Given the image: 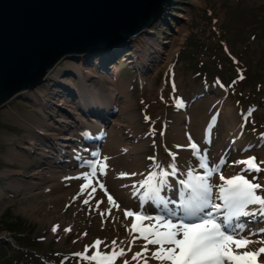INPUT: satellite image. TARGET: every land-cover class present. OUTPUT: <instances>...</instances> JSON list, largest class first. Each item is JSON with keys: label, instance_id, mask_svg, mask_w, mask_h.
Instances as JSON below:
<instances>
[{"label": "rangeland", "instance_id": "374dc122", "mask_svg": "<svg viewBox=\"0 0 264 264\" xmlns=\"http://www.w3.org/2000/svg\"><path fill=\"white\" fill-rule=\"evenodd\" d=\"M161 15L163 16L148 26L146 33L139 35L145 37L146 46L159 49L162 61L155 69L148 70L145 74L136 69L133 45L132 42L128 44L127 40L120 41L113 47L119 53L117 56H114L112 49L108 50L110 57L114 58L105 66L99 64L102 60L97 51L90 53L91 56L86 60L87 66H94L92 69L96 74L90 76V81L101 85L104 90L118 95L114 89L115 82L120 81L127 86L126 93L133 101L132 108L137 115V127L132 131L125 129V139L139 140L142 145L138 149L141 156V181L152 171H169L168 166L172 162L170 153L176 154V164L181 161L171 128L181 107H185L188 116L192 114L195 119L201 118L200 123L206 137L202 138L201 147L203 152H207L209 164H212L211 159L217 152L218 156L225 158L226 165L236 162L234 155L237 147H234L226 133V122L222 116L224 103L236 117L239 136L245 142L239 152L240 160L255 157L258 164L264 161V0H171ZM66 58L59 60L55 67L64 68L67 65ZM47 81L44 80L43 83ZM72 84L57 85L54 80L50 85L48 91L51 97L49 96L48 101L50 104L53 102L51 105L56 111L55 115L71 114L74 107L82 108L74 92L79 85L75 76H72ZM177 95L182 96L181 100H176ZM178 101L181 103L179 107ZM98 110L101 118L94 116L103 122L114 112L108 108ZM9 112L34 123L38 122L35 116H43V112L27 97L15 99L7 107L0 108V260L10 259L0 264H88L74 254L84 252L85 246L92 245L97 239L102 240L100 230L97 231L98 234L88 236V227L93 222V217H100L102 210L96 207V202L93 207L92 200L85 204L83 201L88 198L87 192L83 196L79 195L80 188L76 185L69 190V201L63 206V212L59 211L63 199L57 205L53 202L46 205L50 215L54 216L56 211L61 214L58 213L56 219H46L42 215L45 212L37 215L20 208L25 187L10 183L8 174L27 181L29 169L39 159V163L45 166L50 164L54 169H60L61 165L68 164L70 150L67 149L68 146L62 145L50 148L48 143L51 140L48 137H44L39 143L35 139V151L27 152L37 162L21 164L22 162L6 153L12 152L10 148L26 149V142H29L26 138L27 128L12 120ZM117 112L115 109L114 114ZM109 125L107 122V126ZM83 129L82 125H75V132L81 135L86 131ZM90 130L87 129V133ZM106 133L107 131L102 130L101 135H87L75 140L88 153L89 159H94L91 156L94 151L99 153L101 159ZM42 148L43 152L40 150ZM77 157L72 158L77 161ZM149 157H155V162L161 168H155ZM261 167L264 168V165ZM243 168L244 165L240 164L237 174L246 175L250 180L256 176L257 182L264 184V171L247 173L241 171ZM171 177L172 175L167 177L168 182ZM180 187L183 188L181 184ZM173 189L172 187L170 190ZM181 191L178 188V192ZM258 194L264 196V189L258 190ZM258 219H262L264 224V217L259 214L255 218L245 217L246 223L253 222L251 225ZM54 226L57 227L56 232L52 231ZM103 242L100 250L110 252L111 248L105 247L109 240L103 238ZM152 247L157 246L148 245V248L154 250ZM95 251L92 248L88 254ZM122 259H117L115 264H122Z\"/></svg>", "mask_w": 264, "mask_h": 264}, {"label": "bare ground", "instance_id": "6f19581e", "mask_svg": "<svg viewBox=\"0 0 264 264\" xmlns=\"http://www.w3.org/2000/svg\"><path fill=\"white\" fill-rule=\"evenodd\" d=\"M162 16L163 15H160L157 18ZM147 30L148 28H146V31H140L139 33L132 34L129 40H127L128 44L129 42H132L133 45L132 47L134 49L133 57L135 58V67L143 74L148 72V70L155 69L162 61L160 59L162 56L159 52V49L157 50L153 46H146L147 43L145 37L139 36L142 33H146ZM113 53L115 54L114 56L119 54L114 50ZM91 54H79L75 56L68 54L65 55L61 58L64 59L68 57V59L66 58L67 65L64 68L55 67L57 65L56 63L46 72L40 83L34 84L33 88L24 92L25 96L30 98L34 105H36L38 109L43 112L42 117L35 116L38 121L37 123L30 121L28 118H23L14 112L8 113L12 120L18 121L27 128L26 138L29 140V142H26V149H24V151L10 148L12 152H8L6 154H11L10 157L19 160L22 162L21 164H31L32 162L34 164L37 161H34V158H30L27 151H35V146L37 144L36 140H38L39 143L40 140L44 139V137H48L51 140V143H48L50 148L53 145L55 147H61V145L66 147L68 146L67 149L70 150V159L68 160V164H63L61 167H59L63 170L54 169L50 164H46L45 166L43 163H39L41 160L39 159L37 164L34 165L32 169H29V179L27 181L17 177L16 175L11 176L10 173L8 174V179L9 182L15 186L22 185L25 187V191L22 192L23 200L19 203L21 209L24 211H32V213L37 215L40 212H45L44 214H41L44 215L46 219L49 217L51 219H56V215L59 212L56 211L54 216L50 215V213L47 212L48 210L46 205L50 202H53L54 205H57L60 203V199H63L59 209L60 213L63 212V206L65 205L66 201H69L67 200V196L69 194L70 188L74 187V185H76L77 188H80L81 185L85 183V181L82 179H75L74 177H79L83 172L89 171L87 168H82L78 160L74 161L72 158L73 156H82L83 153H85V155H83L85 158L88 155L85 150H82V148L79 146L81 144H79L75 139L78 140L82 136L86 137L87 135H85V133H87V129H91L88 132L89 135H98L100 132L102 133V130L104 132L107 131L105 139L106 142L101 155V160H103L104 157H109L108 162H106L108 164V168L106 170L107 174L100 176L98 172L97 177L105 184V187L108 189V193L114 197V199L120 205L121 210H117L113 207L112 214L108 215L106 210L111 206L107 203V196L97 186L94 199H91V205L94 207L95 202L103 201L100 204L101 208L99 207V209L102 210L105 215L93 217V222L90 224V227H88V236L93 235L94 233L98 234L97 231L100 230L99 232H101L100 234L102 235L101 241H103V238L108 239V245H110L111 240H114V237H116L117 244L120 245V241L124 240L125 243L120 246L124 247L127 251V248L129 247L128 241L131 239V237L126 231L125 225L130 227L134 218L129 217L125 219L123 210H142L151 216L157 215L158 210L156 206L151 203H147L142 206L138 195H134L136 189H134L132 186L136 185L137 187L142 179V176H140L141 156L138 152V149L142 145L139 143V140L133 141V139H125L127 132L124 130L128 128L129 131H132L134 127H137V115L134 113L132 108L133 101H131V99L128 97V94L126 93L127 86L123 82H115L114 89L118 92V95H115L111 91L104 90L101 85L96 84L94 81H90V76H96L92 69L94 66H87L86 63V59H88ZM113 58L114 57H108L107 59V56H103L100 58L102 61L99 64H103L105 66L107 62L110 60L112 61ZM113 71L116 74L115 69H113ZM72 76H75L79 80V85L74 92L76 94V99H78L79 106L82 108L78 109L77 107H74V111H72L71 114L55 115L56 111L51 105L53 102L50 104L48 101L50 96L48 89L50 88V85L53 84L54 80L57 85L66 86L69 84L72 86ZM44 80H49V82L47 81L46 83H43ZM181 98L182 96L177 95L176 100H181ZM50 101H52V99ZM65 101H68V99L65 98ZM118 103L120 104L119 106ZM7 105L8 104H6L4 107H7ZM87 107L88 109H86ZM101 108H108L112 110L115 108L118 110V112L114 114V109V112H112L110 115L111 117L106 118L103 122L100 119L97 120L95 117H100V110L98 109ZM191 115L189 114L188 116L186 114L185 107H181L179 114L176 116L171 126L173 131L172 137L175 139L177 146H180L176 147L179 150L178 156L181 161L176 164L178 169L176 175L169 179L171 188H174V194L172 193L173 191L170 190L171 188H165V190L162 192V195L170 198L177 204L181 198V192H178V188L182 189L179 182L181 180L187 179V171L190 169L194 170V175H203L204 173V170L199 168V157L193 155V151L189 147L190 143L195 142L200 149L201 155L204 154V149L201 147L202 138H206L205 133L203 132L204 127L202 128V123H200L201 118L195 119L194 116ZM222 116L226 122V133L228 134L234 147H237L236 153L234 155L235 160L240 161L241 155L239 152L241 148L245 146V142L239 136L240 131L238 129L236 117L234 116L230 107L226 106V103H224L222 106ZM100 121L104 124H101ZM107 122L110 123L109 126H107ZM77 124L82 125V128H85L83 130L86 131L83 133V135L75 132V125ZM69 137H73V139L71 138L73 141H71ZM189 137H191V141L189 140ZM19 143H21V141H19ZM40 150L41 152L44 151L43 148ZM59 153L60 152H58V154ZM217 153H215V155L212 157V164H209L210 167L218 164L221 160H223L225 163V158L222 155V157L218 156ZM86 159H89V157ZM47 163H49V161ZM239 165L240 164L236 163L231 164V162H229L227 165L226 163L223 164L220 172L215 173L210 182L216 185L222 184L223 181L219 179V176L223 175L225 178H231L232 176L237 175V169ZM169 171H171L170 168ZM121 173H127L128 175L121 176ZM132 173H135L136 175H132ZM93 186H96L95 179L93 180ZM89 191H91V188L86 191L87 195ZM216 195L217 189L214 188L213 196L215 197ZM216 202L219 203V201ZM255 206L256 205H252L249 207L250 209H255ZM170 207H175V205H170ZM93 209L90 210V212L93 211ZM34 216L36 215H33V217ZM240 220L246 225L245 234H247L248 230L257 233L256 235L252 236L253 240L264 238V233L258 232L259 229L264 228L262 219H258L254 225H251L253 224L252 221H247L246 223L245 217H241ZM144 223L147 224L150 222L145 221ZM134 235H138V233H134ZM144 243L145 242L143 240H137L135 244L131 246L132 251L128 252L126 258L130 259L133 253L142 251L141 246ZM258 246L259 245H256L255 247ZM133 264H135V262H133ZM149 264H157V262L150 261Z\"/></svg>", "mask_w": 264, "mask_h": 264}, {"label": "snow or ice", "instance_id": "6c2138e0", "mask_svg": "<svg viewBox=\"0 0 264 264\" xmlns=\"http://www.w3.org/2000/svg\"><path fill=\"white\" fill-rule=\"evenodd\" d=\"M177 106H181L178 101ZM148 119V117H145ZM85 135H89L85 133ZM191 141V137H189ZM180 147V146H177ZM189 147L193 155L199 157V168L204 170L203 175H194V170L187 171V179L181 180L183 186L181 198L177 204L170 198L162 195L165 188H171L167 177L175 176L177 173L176 154L170 153L172 162L169 164L170 172L161 169L159 173L152 171L146 179L140 182L139 188L136 185L134 195H138L141 205L151 203L156 206L158 214L151 216L141 211H132L124 209V218L133 217L130 227L125 225L131 239L128 241L127 251L123 245H120L114 239L106 248H111L110 252L100 250V245L104 243L97 239L92 245H86L82 253H75L88 264H115L117 259H122V264H149L150 261H156L157 264H264V238L253 240L252 236L257 233L248 230L245 234L246 225L240 220L241 217H253L257 214L264 217V196L258 194V190L264 189V184L257 182V177L248 179L246 175L237 174L231 178H225L220 175L222 184L211 183V178L215 173H219L224 161L221 160L214 166H209L207 152L201 155L200 149L195 142L190 143ZM94 159H86L78 156L82 168L89 171L83 172L75 179L85 181L80 187L79 195L88 192V198L84 203L88 204L94 199L97 186L107 196L109 207L106 211L108 215L112 214V208L120 209V205L114 197L108 193L105 184L97 177L106 175L108 164L107 157L100 159L98 152H92ZM153 160L155 168L161 166L155 162V157H149ZM236 164L244 165L242 172L261 173L264 168V161L259 164L255 157H249L245 160L236 161ZM127 173H121V176H127ZM132 175H136L132 173ZM96 180V186H93V180ZM217 189V195L213 196V189ZM141 189L143 190L141 192ZM216 201H219L217 203ZM103 201H97L96 207L99 208ZM175 205V207H170ZM258 206L250 209L249 206ZM105 213L101 212V216ZM145 221L150 223L145 224ZM70 231V229H64ZM53 232L57 231L54 226ZM264 233V228L258 230ZM138 233V235H134ZM86 235V233H85ZM137 240H143L145 243L141 246L142 251L135 252L131 258L127 257L128 252L132 251V245ZM148 245L158 246L154 250H149ZM259 245L258 247H255ZM96 249L91 255L90 249Z\"/></svg>", "mask_w": 264, "mask_h": 264}, {"label": "water", "instance_id": "95a60500", "mask_svg": "<svg viewBox=\"0 0 264 264\" xmlns=\"http://www.w3.org/2000/svg\"><path fill=\"white\" fill-rule=\"evenodd\" d=\"M169 2L0 0V108L25 99L67 54L97 51L108 59L109 49L146 31Z\"/></svg>", "mask_w": 264, "mask_h": 264}, {"label": "trees", "instance_id": "16d2710c", "mask_svg": "<svg viewBox=\"0 0 264 264\" xmlns=\"http://www.w3.org/2000/svg\"><path fill=\"white\" fill-rule=\"evenodd\" d=\"M16 232L19 233V234L22 233L21 231H16ZM13 257H15V254L13 255ZM2 261H10V259L6 258V259H4V260H0V263H1Z\"/></svg>", "mask_w": 264, "mask_h": 264}]
</instances>
